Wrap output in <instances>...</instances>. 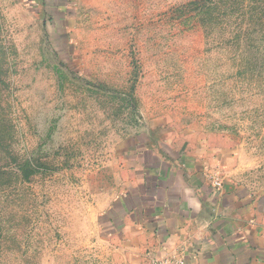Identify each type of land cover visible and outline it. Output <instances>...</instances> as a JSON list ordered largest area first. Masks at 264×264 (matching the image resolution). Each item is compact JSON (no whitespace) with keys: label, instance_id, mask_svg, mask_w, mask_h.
Wrapping results in <instances>:
<instances>
[{"label":"rangeland","instance_id":"obj_1","mask_svg":"<svg viewBox=\"0 0 264 264\" xmlns=\"http://www.w3.org/2000/svg\"><path fill=\"white\" fill-rule=\"evenodd\" d=\"M160 160L264 196V0H0V264H144Z\"/></svg>","mask_w":264,"mask_h":264},{"label":"crops","instance_id":"obj_2","mask_svg":"<svg viewBox=\"0 0 264 264\" xmlns=\"http://www.w3.org/2000/svg\"><path fill=\"white\" fill-rule=\"evenodd\" d=\"M175 169L150 176L147 183L158 185L151 192H124L129 207L117 206L125 214L117 220L121 242L143 251L144 264L164 256L186 264H264V196L218 185L213 191L201 173Z\"/></svg>","mask_w":264,"mask_h":264},{"label":"built area","instance_id":"obj_3","mask_svg":"<svg viewBox=\"0 0 264 264\" xmlns=\"http://www.w3.org/2000/svg\"><path fill=\"white\" fill-rule=\"evenodd\" d=\"M149 264H186V263L183 260V258L179 256H164L151 260Z\"/></svg>","mask_w":264,"mask_h":264},{"label":"trees","instance_id":"obj_4","mask_svg":"<svg viewBox=\"0 0 264 264\" xmlns=\"http://www.w3.org/2000/svg\"><path fill=\"white\" fill-rule=\"evenodd\" d=\"M194 5L197 4V2H192ZM36 171L34 169H30V171L28 170H24V169H21V174L23 175V178L25 180L28 179V177L32 174V173H35Z\"/></svg>","mask_w":264,"mask_h":264}]
</instances>
